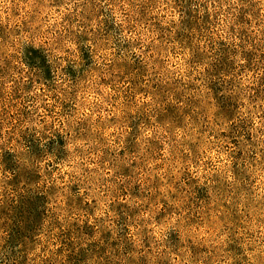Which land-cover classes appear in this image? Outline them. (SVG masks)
I'll list each match as a JSON object with an SVG mask.
<instances>
[{"label": "rangeland", "instance_id": "obj_1", "mask_svg": "<svg viewBox=\"0 0 264 264\" xmlns=\"http://www.w3.org/2000/svg\"><path fill=\"white\" fill-rule=\"evenodd\" d=\"M17 222L20 264H264V0H0Z\"/></svg>", "mask_w": 264, "mask_h": 264}, {"label": "trees", "instance_id": "obj_2", "mask_svg": "<svg viewBox=\"0 0 264 264\" xmlns=\"http://www.w3.org/2000/svg\"><path fill=\"white\" fill-rule=\"evenodd\" d=\"M221 57V55H220ZM233 57V54L230 53V55H228L225 59L226 61L231 60ZM222 67V65H220ZM220 67V70H223ZM18 168V167H17ZM15 165L13 164H9L6 165V169L5 171L10 172L11 173V178L10 179H14V175L18 174L17 169ZM16 173V174H15ZM20 185V183L18 184ZM22 187V186H21ZM23 188H17L15 190V194L19 193L20 191L22 192ZM20 194V193H19ZM15 195H13L14 197ZM14 200V201H13ZM12 204L15 209L18 208H22L21 205L24 202V196L23 194H20L19 197L17 196V199L13 198L12 199ZM121 218H123L124 220L127 219L129 217V215H125L123 216L122 214L120 215ZM35 226V225H34ZM122 228H126V224L125 225H121ZM31 230V226L28 223V225L26 224L25 230L22 228V223L21 222H17L13 225H11L10 227H7L5 232L7 234V236L4 237V241L6 243V246L3 249V252L1 253V257H0V264L1 262L7 263V264H20L21 261H19L20 259H23L22 254L26 251V239H28L29 237V231ZM114 231H109V240H117L116 237H113ZM118 233L114 234L117 235ZM126 234H123V237H125ZM112 241H110V245H107V248L109 249H113L116 252L120 251V247L117 248V246L119 245V243H113ZM119 241V238H118ZM116 245V247L114 246ZM121 247L123 248L122 251H126L128 247H126V245L122 244ZM132 250V249H131ZM130 250V251H131ZM120 253V252H119ZM119 253H116V255H119ZM76 255V254H75ZM113 256H115L114 254H112ZM66 256V255H65ZM132 262V260H130ZM3 263V264H4ZM132 264V263H131ZM137 264V263H136Z\"/></svg>", "mask_w": 264, "mask_h": 264}]
</instances>
